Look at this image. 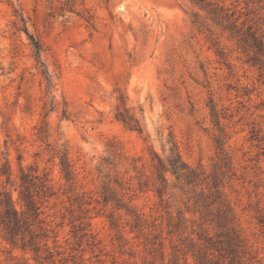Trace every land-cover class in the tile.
Segmentation results:
<instances>
[{"label": "rangeland", "instance_id": "1", "mask_svg": "<svg viewBox=\"0 0 264 264\" xmlns=\"http://www.w3.org/2000/svg\"><path fill=\"white\" fill-rule=\"evenodd\" d=\"M173 148L190 183L157 177ZM21 172L46 237L0 227V264H264V0H0L17 211Z\"/></svg>", "mask_w": 264, "mask_h": 264}, {"label": "trees", "instance_id": "2", "mask_svg": "<svg viewBox=\"0 0 264 264\" xmlns=\"http://www.w3.org/2000/svg\"><path fill=\"white\" fill-rule=\"evenodd\" d=\"M37 52L39 49L35 48ZM117 121L129 129L141 133L139 123L133 120L129 116H125L122 113L116 115ZM171 157L167 160L165 166L161 160H158L157 177L165 184L166 179L164 173L169 172L172 176L178 179H184L190 183L194 174L192 171L180 161L175 148L171 149ZM7 172H2L1 176L6 175V183L10 181ZM19 192L18 199L22 205L21 210L17 211L12 203L10 192L5 187H0V227L3 229L7 240L15 247L21 250L38 251L37 240L40 237L46 236L42 233V229H39L40 235L37 234L34 226L40 227L42 221L39 220L41 215L39 203L36 201L41 198H46L50 193V188L46 184L45 178L38 176L31 177L28 174L21 172L19 179ZM33 181H37L34 183ZM157 195L162 198V188L156 190ZM51 195V194H50Z\"/></svg>", "mask_w": 264, "mask_h": 264}]
</instances>
